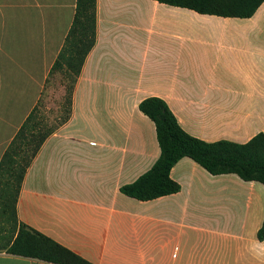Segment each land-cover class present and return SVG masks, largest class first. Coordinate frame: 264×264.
I'll return each instance as SVG.
<instances>
[{
  "label": "crops",
  "instance_id": "1",
  "mask_svg": "<svg viewBox=\"0 0 264 264\" xmlns=\"http://www.w3.org/2000/svg\"><path fill=\"white\" fill-rule=\"evenodd\" d=\"M77 0H0V163L47 87ZM157 97L207 143L264 134V3L251 18L154 0H97V42L70 120L45 141L17 203L21 223L92 264H264V184L212 175L185 157L180 192L121 188L160 157L139 108ZM0 264H52L0 250Z\"/></svg>",
  "mask_w": 264,
  "mask_h": 264
},
{
  "label": "trees",
  "instance_id": "2",
  "mask_svg": "<svg viewBox=\"0 0 264 264\" xmlns=\"http://www.w3.org/2000/svg\"><path fill=\"white\" fill-rule=\"evenodd\" d=\"M200 14L230 18H251L264 0H154ZM97 42V0H77L73 24L49 77L61 73L67 82L65 110L59 125L37 122L38 105L12 141L0 163V250L52 264H92L51 238L21 223L17 203L25 175L45 141L66 124L73 111V94L88 55ZM49 80L47 84L49 83ZM40 102V101H39ZM156 127L161 154L153 167L121 192L139 201H150L180 192L171 170L188 157L210 174H235L245 181L264 184V134L246 144L229 141L207 143L186 133L166 102L147 98L139 106ZM258 238L264 241V223Z\"/></svg>",
  "mask_w": 264,
  "mask_h": 264
},
{
  "label": "rangeland",
  "instance_id": "3",
  "mask_svg": "<svg viewBox=\"0 0 264 264\" xmlns=\"http://www.w3.org/2000/svg\"><path fill=\"white\" fill-rule=\"evenodd\" d=\"M66 84L63 75L59 72L55 73L47 84L36 113L37 122L45 128L59 125L65 110Z\"/></svg>",
  "mask_w": 264,
  "mask_h": 264
}]
</instances>
